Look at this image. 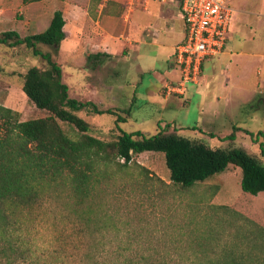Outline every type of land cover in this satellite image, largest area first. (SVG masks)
Wrapping results in <instances>:
<instances>
[{"label":"rangeland","instance_id":"1","mask_svg":"<svg viewBox=\"0 0 264 264\" xmlns=\"http://www.w3.org/2000/svg\"><path fill=\"white\" fill-rule=\"evenodd\" d=\"M163 7L153 3L149 9L130 8L124 0L103 6L101 0H43L26 5L22 0H0V34L14 30L25 37L33 33L36 25L28 24L31 18L38 20L37 29L45 31L54 12L61 10L67 39L57 61L71 98L117 111L127 119L119 124L125 133L152 136L176 129L178 134L212 147L242 148L264 165V135L259 133H264V0H248L233 22L235 27H230L233 51L257 55L236 59L230 72L226 61L207 60L200 85L189 83L195 93L192 101L182 95L174 97L173 104H167L156 89L168 75L169 58L154 44L174 22L171 16H177L176 11ZM76 33L83 36V48H78ZM129 46L141 51L132 53ZM103 52L111 55L105 57ZM91 54L100 56L89 63ZM30 66L44 68L46 63L24 46L0 44V104L18 112L21 121L49 114L22 91V76ZM161 93L166 96L163 88ZM128 109L129 115L124 113ZM216 109L218 115L212 118L209 113ZM78 115L101 140L111 141L119 133L116 115L84 111ZM61 126L68 135H75L69 124L61 122ZM235 126L239 129L233 131ZM233 132L235 140L230 141L227 137ZM112 170L111 179L99 184L84 201L65 180L48 186L31 204L4 203L7 225L0 226V264H105L119 257V247L140 255L150 253L152 258L169 257L181 241L194 260L204 255L195 243L196 229L206 230L207 235V225L224 213L214 206L231 207L242 193V171L233 165L186 192L170 185L162 153L135 155L127 167ZM253 200L264 204V194ZM229 236L223 234L221 241ZM10 244L19 248V261L13 262L9 250L7 257L2 252Z\"/></svg>","mask_w":264,"mask_h":264},{"label":"trees","instance_id":"2","mask_svg":"<svg viewBox=\"0 0 264 264\" xmlns=\"http://www.w3.org/2000/svg\"><path fill=\"white\" fill-rule=\"evenodd\" d=\"M41 1L22 0L23 4ZM65 25L63 11L57 10L45 31L25 37L14 30L0 34V44L24 46L33 57L46 63L44 68L30 66L27 69L22 76V91L38 109L49 113L21 121L18 112L0 104V226L7 225L2 205L8 201L31 204L48 186L65 180L84 201L99 184L111 179L114 166L127 167L133 163L135 155L145 152L162 153L170 171V185L181 192L224 172L229 165L239 167L242 171L240 197L231 207L214 206L224 213L217 216L218 221L207 225V235L206 230L196 229L195 243L204 255L194 260L181 241L173 248L175 254L169 257L152 258L150 253L140 255L131 248L119 247L116 251L119 257L105 264H264V204L253 200L264 194V165L260 159L235 146L212 147L201 140L186 138L176 129L174 133L161 131L152 136L128 134L119 127L127 119L117 111L102 109L92 101L71 98L69 87L63 82V68L57 61L66 39ZM40 45L50 49L44 50ZM99 56L89 55L88 62ZM83 111L98 116L116 115L119 133L115 139L104 141L95 137L92 126L78 115ZM130 111L124 113L129 115ZM61 122L69 124L76 131L75 135H68ZM238 129L233 127V131ZM259 133L264 135L262 131ZM227 139L234 141L235 132ZM261 153L264 156L263 148ZM225 233L230 236L221 241ZM207 245L209 249H205ZM6 250L12 253L13 262L19 261L18 247L10 244L3 248L5 257ZM209 250L210 254L206 255Z\"/></svg>","mask_w":264,"mask_h":264},{"label":"built area","instance_id":"3","mask_svg":"<svg viewBox=\"0 0 264 264\" xmlns=\"http://www.w3.org/2000/svg\"><path fill=\"white\" fill-rule=\"evenodd\" d=\"M112 0H101L108 3ZM117 1V0H114ZM130 8H148L151 3L170 4L181 13L185 38L175 48L172 63L180 71L177 84H166L163 93L184 95L189 83L201 78L205 59L223 53L226 48L237 0H124Z\"/></svg>","mask_w":264,"mask_h":264},{"label":"crops","instance_id":"4","mask_svg":"<svg viewBox=\"0 0 264 264\" xmlns=\"http://www.w3.org/2000/svg\"><path fill=\"white\" fill-rule=\"evenodd\" d=\"M153 4V3H152ZM150 4L149 5V8L150 6L152 5ZM247 4H248V0H237L235 3H234V7H235V12L233 14V18H232V27H235L234 23L235 21L238 20L239 18V14L243 13L244 10L246 9L247 7ZM26 5V4H24ZM163 5L164 7V11H176V14L177 16H171L170 20L171 19H174V22L171 23L170 27L167 28L160 36H159V41H157L154 45H156L159 49H160V53L163 54L164 58H169L168 59V68L169 70L166 72L168 75L167 77H163L161 80V83L159 84L158 88L157 89V94H159L160 96H163L166 103L167 104H173L174 103V100L175 98L174 97H182V95H179V94H173L171 95L170 97H166L164 95H162L161 93V90L162 88L166 85V84H177L180 80V77H181V73L180 71L174 66L173 63H171L172 59H173V56H174V52H175V48L178 44H180L184 38H185V25H184V21L182 19V16H181V13L179 12V10L177 8H175L176 10H173L174 7H172L170 4H161ZM148 8V9H149ZM28 24H32V25H36V29L33 33L29 34V35H32V34H37V33H40L42 32L41 29L38 27L37 29V26H38V20L34 19V18H31L30 21H28ZM65 31V30H64ZM79 31V29H78ZM19 33V32H18ZM28 34H26L27 36ZM232 36V33L230 32L229 34V37H228V42H227V45H226V48L225 50L223 51L222 54L218 55V56H215L213 58H220L223 62L226 63V71L227 72H230L231 69H232V65H233V62L237 59V60H241L244 56H252V55H257V54H252V53H248V52H245V51H242L240 50L238 53L237 52H234L233 51V47H232V42H231V37ZM75 38L77 39L79 45H78V48H83V45H82V40H83V36L81 33H76L75 34ZM67 39V37H66ZM65 39V40H66ZM130 46L133 45L132 42H130L129 44ZM105 46V45H104ZM130 46L128 47L129 48V51H133L132 53H136V52H140L141 50H136V49H133L130 48ZM101 50V48H99ZM99 50V51H100ZM77 51V50H75ZM129 52V54H130ZM96 53H99V52H96ZM127 55V57H129L130 55ZM104 55H107V56H110L111 54L107 53V52H103V56ZM140 56V54H139ZM213 58H207L205 59L204 63H203V67H202V74H201V77L204 75V66L206 64V61L209 60V59H213ZM246 63V61H245ZM172 64V65H171ZM99 68H100V65H99ZM98 67L96 68L97 70L99 69ZM160 73V72H159ZM163 75V73H160ZM194 86H198L200 85V82L198 84H195V83H192ZM189 84L187 85V91L186 93L184 94L183 97H185V100L187 101H192V98L194 96V91H190L191 89H193L192 87L189 89L188 88ZM173 97V98H172ZM169 101V102H168ZM207 112H209V110H207ZM212 118H214L215 116L218 115V112H217V109L216 110H213L211 113H209Z\"/></svg>","mask_w":264,"mask_h":264}]
</instances>
